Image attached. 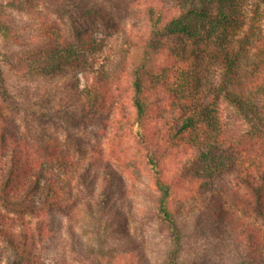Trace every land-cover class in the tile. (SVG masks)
Here are the masks:
<instances>
[{
  "label": "trees",
  "instance_id": "16d2710c",
  "mask_svg": "<svg viewBox=\"0 0 264 264\" xmlns=\"http://www.w3.org/2000/svg\"><path fill=\"white\" fill-rule=\"evenodd\" d=\"M7 10L53 15L64 27L24 57L0 49V264H46L43 251L56 229L51 216H71L79 205L99 246L125 235L128 218L116 206L124 178L110 158L89 146H62L52 134L35 137L22 118L51 121L56 112L78 125L117 112L137 126L158 215L169 226L163 264H179L183 234L170 202L176 186L200 196L194 226L215 238L220 256L264 264V0H0L2 42L17 39ZM216 46L221 70L209 82L202 66ZM96 52L99 66L88 57ZM2 64L25 74L73 68L83 80L64 88V104L48 102L51 110L36 112L12 98ZM186 147L192 152L177 181H168L163 158Z\"/></svg>",
  "mask_w": 264,
  "mask_h": 264
},
{
  "label": "rangeland",
  "instance_id": "374dc122",
  "mask_svg": "<svg viewBox=\"0 0 264 264\" xmlns=\"http://www.w3.org/2000/svg\"><path fill=\"white\" fill-rule=\"evenodd\" d=\"M121 11L124 14V9ZM113 12L115 19L120 20L121 15L116 13V10ZM131 12L133 13L129 10V15ZM7 13L15 26L13 34L17 39L3 42L0 39V49L15 57H24L39 44L49 42L47 32L52 34L54 27H64V22L53 15L38 19L19 10H7ZM136 22L139 24L140 20ZM86 25L88 28L95 26L90 22ZM98 27L100 30H106L100 25ZM262 27L264 45V22ZM220 53L219 47L216 46L205 57L202 72L209 82L216 81L221 70ZM92 55L96 56L95 64L99 66L102 54L96 52L88 54V57L91 58ZM2 68L5 85L12 98L36 112L51 110L50 104L53 103L64 104V88L72 84L77 76L79 84L83 80L82 73L73 68L51 74L18 73L5 64H2ZM123 82L126 83L125 79ZM41 97L45 99L42 101L43 105L39 101L43 99ZM72 101H75V98L67 103L72 106ZM124 103L128 105L130 115H133L131 101L125 98ZM22 118L28 122L35 137L48 133L57 137L62 146L71 149L89 146L102 150L110 158L113 168L124 178L122 193L116 206L117 210L125 213L128 218L127 223L120 228L126 236L122 234V237H113L99 246L93 222L85 207L79 205L72 210L71 216L64 213L51 216L56 229L48 237L43 251L46 264H163L168 250L172 247L169 226L158 215L156 198L159 192L153 182L151 166L144 158L145 150L139 144L137 126L130 127L117 112L114 118L109 120L104 117L106 121L99 120L83 125L71 122L59 112L52 114L51 121L33 118L29 113L26 116L22 113ZM191 152L192 148L186 147L185 151L175 152L163 158V176L168 181H177L178 178L174 174L189 158ZM199 197L195 191L177 186L170 197L171 206L178 211L183 234L179 264H204L206 259L210 260V264H230V258L220 256L221 253L218 254V250L212 245L215 238L211 234H202L194 226V215L199 211ZM126 237L130 238V241H126ZM219 250H224V247ZM221 252L226 254L225 251Z\"/></svg>",
  "mask_w": 264,
  "mask_h": 264
}]
</instances>
